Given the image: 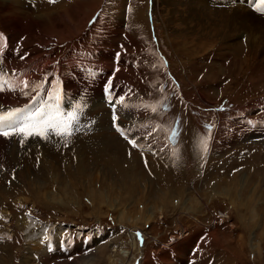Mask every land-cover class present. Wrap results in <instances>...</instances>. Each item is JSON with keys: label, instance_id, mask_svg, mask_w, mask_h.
Segmentation results:
<instances>
[{"label": "rangeland", "instance_id": "obj_1", "mask_svg": "<svg viewBox=\"0 0 264 264\" xmlns=\"http://www.w3.org/2000/svg\"><path fill=\"white\" fill-rule=\"evenodd\" d=\"M0 2L3 58H12L10 64L48 58L44 67L30 68L28 91L55 94L75 67L117 62L116 70L111 63L103 68L119 83L129 82L127 98L140 110L134 119L121 114L118 126L131 130L145 121L150 128L145 134L132 131L140 149L132 146L109 126L107 108L92 98L85 113L94 120L79 116L71 136L48 131L55 140L47 137L24 150L30 143L25 140L14 158L9 143L0 148V264H24V254L32 261L27 264H46L52 257L43 250L50 241L45 236L59 222L67 224L62 225L66 240L81 249L75 245L69 260L50 264H86L100 253L105 260L114 248L130 249V264H177L161 246L167 241L183 264L198 238L192 264H264V141L225 140V132L219 136L212 128L215 113H228L224 107L264 94V14L231 1ZM233 11L235 20L224 18ZM15 69L20 75L25 68ZM0 71L11 72L6 66ZM139 129L145 132L144 125ZM197 141L209 160L204 167L195 154ZM40 163L45 165L36 166ZM76 228L80 239L73 237ZM94 233L102 237L82 244Z\"/></svg>", "mask_w": 264, "mask_h": 264}, {"label": "bare ground", "instance_id": "obj_2", "mask_svg": "<svg viewBox=\"0 0 264 264\" xmlns=\"http://www.w3.org/2000/svg\"><path fill=\"white\" fill-rule=\"evenodd\" d=\"M85 4V3H84ZM87 5V4H86ZM0 8L2 9L3 7H2V2H0ZM85 8V7H84ZM243 9V8H242ZM235 12L233 11V12H231L229 15H226V16H224V18H226V19H230V20H235L236 18H235V14H234ZM211 15V14H210ZM2 17V16H1ZM42 17V16H41ZM44 17V16H43ZM136 17H139V16H137V14H136ZM246 17L249 19V22L251 23L252 21H253V18H252V14L251 13H249V12H247V14H246ZM6 18L7 17H3V19L5 20V21H7L6 20ZM73 18V17H72ZM80 19V18H79ZM86 20V19H85ZM4 21V22H5ZM73 21V20H72ZM76 21V20H75ZM74 21V22H75ZM77 21H79V20H77ZM45 23V22H44ZM52 23V22H51ZM76 23V22H75ZM247 24V23H246ZM46 25V24H45ZM44 25V26H45ZM48 25H49V22H48ZM134 25V24H133ZM9 26V25H8ZM44 26H43V28H44ZM47 26V25H46ZM45 26V27H46ZM75 26H76V24H75ZM263 26V25H262ZM14 27H16V25L14 24ZM42 27V26H41ZM49 27V26H48ZM71 27H73V26H71ZM50 28V27H49ZM78 28V27H77ZM134 28V27H133ZM56 29V28H55ZM76 29V28H75ZM8 30V29H7ZM54 30V29H53ZM77 30V29H76ZM18 31V30H17ZM45 31V30H44ZM47 31V30H46ZM45 31V32H46ZM49 31H50V29H49ZM55 31V30H54ZM59 31V30H58ZM64 30H62V32H63ZM44 32V33H45ZM60 32H61V30H60ZM250 32V31H249ZM68 33V32H67ZM50 34H52L51 32H50ZM58 34V33H57ZM60 34V33H59ZM58 34V35H59ZM2 34L0 33V36H1ZM8 35V34H7ZM2 37V36H1ZM8 37V36H7ZM63 37V36H62ZM11 39V38H10ZM53 39V38H52ZM5 54H10L9 53V50H5V52H4ZM13 55V54H12ZM23 56H25V55H23ZM48 59V58H47ZM47 59L46 58H43V59H37V60H34V59H31V58H21V59H17L16 61H14V63H13V65L11 66V68H18L19 69V71H22L24 68V70L21 72V74L18 76V78H21V81H27L28 79H29V74H30V68H33V69H38L39 67H41V66H43L44 67V65H46L47 64ZM2 61H3V63H4V65H6V62L2 59ZM49 61H51V60H49ZM2 68V67H1ZM117 68V67H116ZM7 69V68H6ZM9 69V68H8ZM16 70V69H15ZM56 70H58V69H56ZM116 70V69H115ZM17 71V70H16ZM34 71V70H33ZM120 71V70H119ZM32 72V71H31ZM0 73H1V71H0ZM39 73V72H38ZM41 73V72H40ZM6 74V73H5ZM33 74V73H32ZM36 74H37V72H36ZM82 71L81 70H79V71H77V72H75L74 74H73V76H71V79H69L68 81H66L65 82V85L66 86H72V83H73V81L75 82V83H78L79 82V79L82 77ZM32 77V76H31ZM35 77V76H34ZM32 84V83H31ZM30 87V86H29ZM76 88H77V86H75L74 88H73V93H76ZM95 88V87H94ZM31 91V90H30ZM96 91V90H95ZM130 93V91L129 90H127L126 89V94L128 95ZM20 95H24V99L25 100H27V101H29V100H31L32 98H33V93L32 92H27V87H24V85L22 86V87H20L19 89H17L16 91H14V92H12V93H8V92H0V102L3 104V108H6L5 107V105H11V104H15V102H17L20 98H19V96ZM200 95V94H199ZM200 97H202L201 95H200ZM120 100V99H119ZM125 100H127V97H123V100H122V102L124 103V105H125ZM120 102H121V100H120ZM19 105V104H18ZM119 105H120V103H119ZM9 107V106H8ZM25 107V105H23V106H21V107H19V109L20 110H22V112H17L15 115H13V116H11V117H7V114L9 113V112H11L12 110H15V109H8V110H5V111H3V110H1L0 111V116H4V117H7L6 119H4V120H2V121H0V123L2 122L3 123V126L4 127H7L10 123H12V122H14V123H16V122H19V123H21L23 120L22 119H24V116L26 115V113H23V108ZM31 107V106H30ZM29 107V108H30ZM10 108V107H9ZM126 111L125 112H128L129 114L128 115H130L131 117H133V116H135V111L133 110V105L131 104V100H130V102H128L127 103V106H126ZM27 110V109H26ZM17 115H20L19 117H16ZM258 129H263L264 130V127L261 125V124H259L258 125ZM3 136V134L1 135V137ZM1 137H0V140H1ZM22 140L23 141H25V140H29L30 141V143H28L27 144V146H25V148H24V150L27 148V147H29L30 145H32V146H34L35 144H37L38 142H40V139L38 138V135H36V134H32V135H28V134H26V133H24V134H22ZM2 142H1V144H0V147L2 148V147H6L7 145H8V143L10 144V145H8L7 147L9 148V153L12 155V157L14 158V156L16 155V154H19V152H18V149H17V147L15 146V144H14V142L13 141H3V140H1ZM24 145V144H23ZM39 146V145H38ZM40 148V147H39ZM41 150V149H40ZM20 153H22V151H20ZM41 156V155H40ZM18 157V156H17ZM75 158V157H74ZM42 161V160H41ZM43 162V161H42ZM17 163V162H16ZM42 164H44V163H40V165L39 164H37L36 166H42ZM81 164V163H80ZM45 165V164H44ZM43 165V166H44ZM38 171H41V168L39 167V169H37ZM38 174V173H37ZM42 178V177H41ZM27 179V178H26ZM230 183V182H229ZM27 184V183H26ZM24 185V184H23ZM30 185V184H29ZM38 186V185H37ZM40 186V185H39ZM233 186V185H232ZM25 187V185L23 186V188ZM257 187V186H256ZM249 188V187H248ZM25 190V189H24ZM256 193V192H255ZM237 195H238V193H236ZM251 194H253V193H251ZM261 195V194H260ZM241 196V195H240ZM230 197H231V195H230ZM253 197V196H252ZM264 197V196H263ZM164 198H166V197H164V196H160V197H158V199L160 200V201H162V200H164ZM240 198H244V197H240ZM247 198V197H246ZM249 198H250V196H249ZM167 199V198H166ZM251 199V198H250ZM249 199V200H250ZM257 199H258V197H257ZM240 200V199H239ZM244 200V199H243ZM243 200H242V202H243ZM259 200V199H258ZM171 201V200H170ZM163 204V203H162ZM165 206V205H164ZM130 214V213H129ZM139 214H141V213H139ZM132 215V214H131ZM141 216V215H140ZM139 216V218H141ZM132 218V217H131ZM134 219V218H133ZM135 220V219H134ZM129 222L131 223V224H133L134 222H133V220H130L129 219ZM134 225V224H133ZM133 240V239H132ZM43 245L42 244H40V247H42ZM37 248L40 250V248H39V246H37ZM138 246H137V250H138ZM135 249V248H134ZM115 248L113 249V250H111V251H114V253H108L107 254V256L105 255V260L106 261H108L109 262V264H130V261H131V250L130 249H128V250H122V251H119V253H116L115 252ZM240 250V249H239ZM104 250H102V252H103ZM182 251V250H181ZM118 252V251H117ZM180 252V251H179ZM25 256H24V259H27V262H25L24 264H27L28 263V261H31V258H29V255H26V254H24ZM100 255H101V253L99 254V255H97V258L96 259H94V261H93V259H90L89 260V262L88 263H86V264H102L105 260H104V257H101L100 259H99V257H100ZM0 257H1V255H0ZM2 258L4 259V261H2V262H4L5 263V258L2 256ZM135 259V258H134ZM134 259H132V262L134 261ZM75 261V260H74ZM97 261H99V262H101V263H96ZM32 262V261H31ZM93 262H95V263H93Z\"/></svg>", "mask_w": 264, "mask_h": 264}, {"label": "snow or ice", "instance_id": "obj_3", "mask_svg": "<svg viewBox=\"0 0 264 264\" xmlns=\"http://www.w3.org/2000/svg\"><path fill=\"white\" fill-rule=\"evenodd\" d=\"M258 10H264V9H258ZM24 87H27L29 82L23 81L22 82ZM58 99V97H57ZM120 100H123V97L120 98ZM79 107L73 111L67 112V113H61L58 105L49 106L48 111H38L33 114L32 119L26 126H22L19 128L20 133H26L28 135L37 134L41 136H46L48 131L55 132L56 135H62V136H71L72 132L76 129H74V124L79 119ZM155 109H153L154 111ZM21 111L20 109L12 110L7 114V117H11L15 115L17 112ZM7 117L0 116V121L6 119ZM118 119V117L113 114V122L114 126L117 127V131L121 133V135H124V130L119 128L115 121ZM0 134H3L5 136L9 135L8 131H4ZM133 146H137L135 140L129 141Z\"/></svg>", "mask_w": 264, "mask_h": 264}]
</instances>
